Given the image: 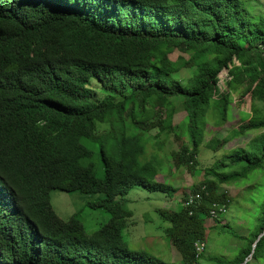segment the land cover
<instances>
[{
  "label": "trees",
  "instance_id": "obj_1",
  "mask_svg": "<svg viewBox=\"0 0 264 264\" xmlns=\"http://www.w3.org/2000/svg\"><path fill=\"white\" fill-rule=\"evenodd\" d=\"M255 8L254 0H0V264H177L128 248L127 195L137 186L175 191L172 181L158 179L156 156L142 159L146 133L187 137L166 158L176 169L198 167L211 106L225 119L242 84L264 102V13ZM175 49L190 56L173 60ZM182 68L191 69L188 85L171 78ZM224 68L229 91L218 86ZM173 97L186 113L175 125V109L164 107ZM148 104L157 108L151 120L137 112ZM261 129L264 112L252 104L249 120L220 145ZM263 165L264 132L206 166L179 210H161L181 264L264 259V201L233 253L206 256V243L198 249L208 239L206 220L232 202L221 183ZM53 190L103 194L90 205L111 219L92 234L79 212L57 227L47 209Z\"/></svg>",
  "mask_w": 264,
  "mask_h": 264
},
{
  "label": "rangeland",
  "instance_id": "obj_2",
  "mask_svg": "<svg viewBox=\"0 0 264 264\" xmlns=\"http://www.w3.org/2000/svg\"><path fill=\"white\" fill-rule=\"evenodd\" d=\"M254 4L256 6L254 11L256 14L264 13V0H254ZM241 41L246 45L245 40ZM189 56V53L176 49L170 55L173 60L177 61L187 59ZM235 63L240 65L238 60H235ZM190 73V68H182L172 75L171 78L176 77L184 85H188ZM231 80L232 76L229 73V68L222 69L218 74L220 90L229 91V82ZM244 89L245 85L242 84L238 90L231 93L232 101L225 119L220 118L218 113L214 112L212 106L207 112L204 143L199 146L196 154V160L200 164L198 167L176 169L173 166V160H167L166 158L165 154H169L171 150L178 149L181 141L187 142V137L176 140L175 135L170 133L163 134L161 138L156 139L151 136V133H146V136L150 137L151 141L148 149H146V155L142 159H151L152 156H156L154 159L156 163L160 164L161 168L158 179L167 182L172 181L171 183L175 185V191L170 196L149 192L138 186L129 191L126 206L133 212V215L123 233L129 249L147 250L165 261L181 264L178 251L168 238L167 227L170 223L162 217L161 210H167L171 213L179 210L184 202L185 193H192L202 183L205 178L206 166L222 158L232 148L248 146L252 138L264 132V129L250 130L247 135L231 138L226 146L222 147L220 145L225 138L231 136L234 130L239 129L242 124L249 120L252 114V104H255L264 112V102L254 101L251 93H243ZM181 100L182 98L173 97L167 98L164 102V107L167 110L175 109V115L173 114L174 125L183 122L186 114L180 104ZM156 110L157 108L148 104L144 112L140 110L137 112L142 119L151 120L156 117ZM244 115H249L247 120H242ZM82 141L87 142V139L82 138ZM99 176H102V173ZM221 186L232 199V202L229 208L224 210L225 213L223 215L214 216L206 220L208 239L198 244L199 247L205 246V243L207 244L206 256L209 254L215 256L233 253L242 244L243 239L241 237L246 236L250 232L254 207L264 201L260 193V191L264 193V165L262 168L259 167L251 171L244 178L223 182ZM252 196L255 198L254 201L250 200ZM102 198H104V195L100 193L87 194L79 191L53 190L51 203L47 209L53 215H56L54 222L57 227L62 226L72 215L79 212L87 232L92 234L111 219L110 213L103 207H92L90 205V203L97 204ZM216 217L219 221H216ZM223 225L232 227L234 233H229L228 231L224 233ZM210 261L205 257L194 264H213ZM259 264H264V259Z\"/></svg>",
  "mask_w": 264,
  "mask_h": 264
},
{
  "label": "built area",
  "instance_id": "obj_3",
  "mask_svg": "<svg viewBox=\"0 0 264 264\" xmlns=\"http://www.w3.org/2000/svg\"><path fill=\"white\" fill-rule=\"evenodd\" d=\"M219 208L221 209H223V208H225V206L224 205H221V206H219ZM212 212L214 213V215L216 214V210H212ZM198 249H200V250H202L203 249V247H199L198 246Z\"/></svg>",
  "mask_w": 264,
  "mask_h": 264
},
{
  "label": "clouds",
  "instance_id": "obj_4",
  "mask_svg": "<svg viewBox=\"0 0 264 264\" xmlns=\"http://www.w3.org/2000/svg\"><path fill=\"white\" fill-rule=\"evenodd\" d=\"M19 206H20V208H22V204L21 203H19Z\"/></svg>",
  "mask_w": 264,
  "mask_h": 264
},
{
  "label": "water",
  "instance_id": "obj_5",
  "mask_svg": "<svg viewBox=\"0 0 264 264\" xmlns=\"http://www.w3.org/2000/svg\"><path fill=\"white\" fill-rule=\"evenodd\" d=\"M254 246H256V243H254Z\"/></svg>",
  "mask_w": 264,
  "mask_h": 264
}]
</instances>
